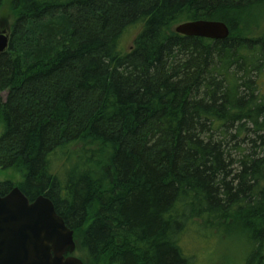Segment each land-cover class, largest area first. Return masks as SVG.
<instances>
[{"label": "trees", "instance_id": "trees-1", "mask_svg": "<svg viewBox=\"0 0 264 264\" xmlns=\"http://www.w3.org/2000/svg\"><path fill=\"white\" fill-rule=\"evenodd\" d=\"M9 18L0 196L48 197L83 264H195L205 229L246 249L220 264H264V0H0ZM200 20L229 37L175 32Z\"/></svg>", "mask_w": 264, "mask_h": 264}, {"label": "water", "instance_id": "water-1", "mask_svg": "<svg viewBox=\"0 0 264 264\" xmlns=\"http://www.w3.org/2000/svg\"><path fill=\"white\" fill-rule=\"evenodd\" d=\"M10 26L0 29V56L9 46ZM177 34L212 41L226 40L230 30L215 21H190ZM74 231L46 196L30 201L19 187L0 196V264H83L76 257Z\"/></svg>", "mask_w": 264, "mask_h": 264}, {"label": "rangeland", "instance_id": "rangeland-1", "mask_svg": "<svg viewBox=\"0 0 264 264\" xmlns=\"http://www.w3.org/2000/svg\"><path fill=\"white\" fill-rule=\"evenodd\" d=\"M7 22V21H6ZM6 22H2V26L3 27H7L11 24L12 19L9 18V22L10 23H6ZM135 31L133 30L132 32L129 33V35H127V37L124 39V47L126 48H130L133 37H134ZM3 97H6V93L3 94ZM1 127H0V134H1ZM228 235H230L231 237H233L234 235V231H229L227 232ZM209 236V238H208ZM240 237V236H239ZM217 235H213L212 232H209L208 230H204L203 233V237L201 238H194V243L197 244H206V247H202V246H195L194 243L189 244L188 247H186L188 254L189 255H193V254H197V260L195 264H203L204 262H208V263H204V264H220V257L222 254H227L231 259H236L237 256H243L245 254V247L243 246V243H241L240 239H238L237 235L234 238H222ZM187 240H189L188 236H187ZM221 246V247H219ZM76 257H78V255H76V252L74 254ZM79 258V257H78ZM80 259V258H79ZM210 259V260H209Z\"/></svg>", "mask_w": 264, "mask_h": 264}]
</instances>
